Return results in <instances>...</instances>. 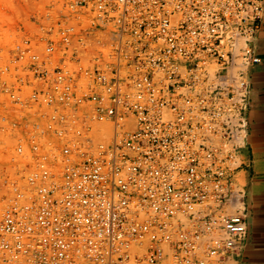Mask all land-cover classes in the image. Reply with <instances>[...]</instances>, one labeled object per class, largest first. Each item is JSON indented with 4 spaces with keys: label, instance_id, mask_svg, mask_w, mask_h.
<instances>
[{
    "label": "built area",
    "instance_id": "obj_1",
    "mask_svg": "<svg viewBox=\"0 0 264 264\" xmlns=\"http://www.w3.org/2000/svg\"><path fill=\"white\" fill-rule=\"evenodd\" d=\"M262 14V0H57L6 24L0 264H232Z\"/></svg>",
    "mask_w": 264,
    "mask_h": 264
},
{
    "label": "crops",
    "instance_id": "obj_2",
    "mask_svg": "<svg viewBox=\"0 0 264 264\" xmlns=\"http://www.w3.org/2000/svg\"><path fill=\"white\" fill-rule=\"evenodd\" d=\"M254 46L260 61L249 69V132L239 149L247 233L232 264H264V0Z\"/></svg>",
    "mask_w": 264,
    "mask_h": 264
},
{
    "label": "rangeland",
    "instance_id": "obj_3",
    "mask_svg": "<svg viewBox=\"0 0 264 264\" xmlns=\"http://www.w3.org/2000/svg\"><path fill=\"white\" fill-rule=\"evenodd\" d=\"M56 1L57 0H0V31L4 32V26L6 24H20L33 15L37 16L46 6ZM5 145L6 144H4V146ZM5 151V148L3 150L2 144H0V159L2 160L6 158Z\"/></svg>",
    "mask_w": 264,
    "mask_h": 264
}]
</instances>
